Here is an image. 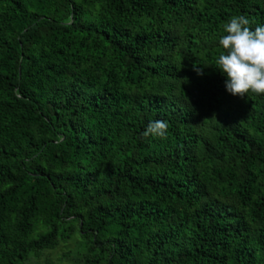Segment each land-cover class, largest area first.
<instances>
[{
	"label": "trees",
	"instance_id": "1",
	"mask_svg": "<svg viewBox=\"0 0 264 264\" xmlns=\"http://www.w3.org/2000/svg\"><path fill=\"white\" fill-rule=\"evenodd\" d=\"M238 15L264 0H0V264H264V94L214 69Z\"/></svg>",
	"mask_w": 264,
	"mask_h": 264
},
{
	"label": "clouds",
	"instance_id": "2",
	"mask_svg": "<svg viewBox=\"0 0 264 264\" xmlns=\"http://www.w3.org/2000/svg\"><path fill=\"white\" fill-rule=\"evenodd\" d=\"M249 20L243 16H233L223 27L218 45L224 51L215 59V68L225 78V91L238 98L248 93L264 94V25L254 30L248 27ZM197 75H202V67H194ZM167 121L149 122L143 135L160 139L167 137Z\"/></svg>",
	"mask_w": 264,
	"mask_h": 264
},
{
	"label": "rangeland",
	"instance_id": "3",
	"mask_svg": "<svg viewBox=\"0 0 264 264\" xmlns=\"http://www.w3.org/2000/svg\"><path fill=\"white\" fill-rule=\"evenodd\" d=\"M57 252H59V251H57ZM50 258V260H54L55 259V256H53V257H49ZM44 260V258L42 257L41 259H40V261H43Z\"/></svg>",
	"mask_w": 264,
	"mask_h": 264
}]
</instances>
